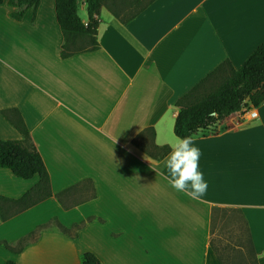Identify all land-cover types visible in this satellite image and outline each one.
<instances>
[{
	"label": "crops",
	"instance_id": "0c3cea01",
	"mask_svg": "<svg viewBox=\"0 0 264 264\" xmlns=\"http://www.w3.org/2000/svg\"><path fill=\"white\" fill-rule=\"evenodd\" d=\"M78 8L87 21L86 1ZM11 9L0 2V109H18L52 194L0 217V239L15 245L53 218L85 222L72 234L44 227L17 252L0 243V264H79L84 251L99 264H220L209 244L215 206L240 210L264 264V101L255 118L238 110L196 136L202 201L170 187L168 154L157 160L132 143L149 126L155 143L176 141L174 100L221 61L240 66L264 41V0H153L126 24L102 6L99 47L67 57L54 0H40L34 18L32 8L21 19ZM20 137L0 112V139ZM37 180L0 167V195L18 198Z\"/></svg>",
	"mask_w": 264,
	"mask_h": 264
},
{
	"label": "trees",
	"instance_id": "16d2710c",
	"mask_svg": "<svg viewBox=\"0 0 264 264\" xmlns=\"http://www.w3.org/2000/svg\"><path fill=\"white\" fill-rule=\"evenodd\" d=\"M79 1L54 0L56 19L62 33L60 49L62 57L81 51L95 50L99 47L97 15L102 6H105L120 22L126 24L153 0H85L87 21H83L78 14ZM39 3L40 0H8V4L12 7L9 14L15 19H21L26 10L32 8V18H34ZM263 101L264 41L248 54L240 66L234 67L228 59H225L178 96L174 100L178 111L174 118L173 132L180 138L215 133L218 131V123L222 118L249 104L258 106ZM0 112L21 135L20 138L0 139V167H7L16 176L22 178L38 175L35 184L20 197L11 198L0 195V217L5 220L47 198L52 192L50 177L42 156L32 141L30 132L18 109L16 107L1 108ZM132 143L157 160L170 151L169 144L154 142L152 126L137 133L132 138ZM93 195L94 192L91 196ZM57 196L59 199L61 198L59 193ZM231 215L234 218H230ZM218 218L222 220L223 225L230 222V229L233 228L234 223L237 224L235 226L240 230L235 239H227L225 244H221L224 238L214 237L215 219ZM84 222L85 220H82L74 223L71 227H65L53 218L48 222L38 224L35 229L21 236L15 245H11L4 239H0V243L17 252L26 242L35 239L38 232L44 227L55 224L62 231L72 234ZM210 232L209 244L220 264H258L248 226L240 210L213 207ZM230 252L243 254V256H240L237 261L234 260L235 254H232L231 259ZM4 264L19 263L8 259ZM79 264H99V259L93 252L84 251Z\"/></svg>",
	"mask_w": 264,
	"mask_h": 264
},
{
	"label": "clouds",
	"instance_id": "9594fccd",
	"mask_svg": "<svg viewBox=\"0 0 264 264\" xmlns=\"http://www.w3.org/2000/svg\"><path fill=\"white\" fill-rule=\"evenodd\" d=\"M195 141V135L178 137L168 145L170 151L163 164L170 187L192 200L202 201L207 194L208 183L200 170L201 150Z\"/></svg>",
	"mask_w": 264,
	"mask_h": 264
},
{
	"label": "rangeland",
	"instance_id": "374dc122",
	"mask_svg": "<svg viewBox=\"0 0 264 264\" xmlns=\"http://www.w3.org/2000/svg\"><path fill=\"white\" fill-rule=\"evenodd\" d=\"M78 11L80 12L81 9L78 8ZM230 218H234L232 215ZM230 222H228V224L224 225L222 224L221 221H216L215 222V232H214V237H220V238H224V240L221 242V244H225L227 239H235L237 237V234L239 232V227L234 226L232 229H230ZM226 226V227H225ZM233 230V231H231ZM215 241L217 242V240L215 239ZM226 253V251H225ZM232 254H235L236 257H234V260H239L240 256H243V254H237L235 252H230L229 255H231V259H232Z\"/></svg>",
	"mask_w": 264,
	"mask_h": 264
},
{
	"label": "built area",
	"instance_id": "2783aa9c",
	"mask_svg": "<svg viewBox=\"0 0 264 264\" xmlns=\"http://www.w3.org/2000/svg\"><path fill=\"white\" fill-rule=\"evenodd\" d=\"M239 112L241 113V117H242L241 119L255 118L257 116V106L249 104L248 106H245L241 110H239ZM232 122H233V124L236 122L240 123V120L239 121L236 120V121H232Z\"/></svg>",
	"mask_w": 264,
	"mask_h": 264
}]
</instances>
